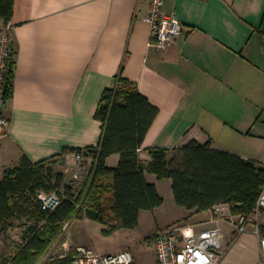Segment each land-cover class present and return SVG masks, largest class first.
<instances>
[{"label": "crops", "instance_id": "1", "mask_svg": "<svg viewBox=\"0 0 264 264\" xmlns=\"http://www.w3.org/2000/svg\"><path fill=\"white\" fill-rule=\"evenodd\" d=\"M148 11V0H14L9 22L0 18L13 44L12 89L1 107L9 121L0 137L1 176L23 155L55 161L71 176L73 151L99 146L94 114L118 74L158 108L138 150L144 165L153 147L170 155L197 140L264 166V0H164L163 11L174 12L182 27L167 51L149 44ZM118 161L117 153L106 158L110 167ZM145 178L159 192L161 180L149 172ZM171 194L177 215L160 217L164 224L182 221L195 232L218 226L225 247L218 264H264L253 224L237 232L211 208H183ZM163 204L164 197L151 210ZM257 222L264 232V212Z\"/></svg>", "mask_w": 264, "mask_h": 264}, {"label": "trees", "instance_id": "2", "mask_svg": "<svg viewBox=\"0 0 264 264\" xmlns=\"http://www.w3.org/2000/svg\"><path fill=\"white\" fill-rule=\"evenodd\" d=\"M14 0H0V18L8 23ZM12 89L11 74L5 86V100ZM158 113V108L139 92L135 82L118 74L113 88H106L95 111L102 133L93 176L77 201L66 197L53 211L41 208L36 198L39 190L60 188L64 176L55 171L48 159L36 162L23 155L6 168L0 177V229L13 221L27 222L22 241L12 257L16 264H37L49 246L60 236L64 221L89 217L100 222L109 220V230L133 229L139 214L160 206L163 197L145 172L158 179L171 180L177 205L203 211L220 202L231 204L233 213H250L264 183V166L239 155L211 148L210 142L190 140L170 150L150 149L152 159L144 165L138 159L145 134ZM119 154L115 167L106 164L111 154ZM107 194L110 203L107 206ZM54 264H70L69 258Z\"/></svg>", "mask_w": 264, "mask_h": 264}, {"label": "built area", "instance_id": "3", "mask_svg": "<svg viewBox=\"0 0 264 264\" xmlns=\"http://www.w3.org/2000/svg\"><path fill=\"white\" fill-rule=\"evenodd\" d=\"M149 11L144 20L149 25V44L159 51H167L182 33V27L174 12L163 11L164 0H148ZM261 44L264 49V17L260 25ZM13 44L10 26L7 24L0 30V137L5 135L8 118L1 111L5 102V86L11 73ZM99 147L80 148L73 151L77 167L67 181L63 180L60 188L52 191L39 190L36 198L41 208L46 211L55 210L66 197L65 188L70 189V198L76 201L75 207L81 209L78 197L90 182L96 165ZM216 221L230 223L237 232L245 231L253 224L259 235L260 253L264 260V232L260 230L257 219L264 212V183L254 209L250 213H233L231 204L220 202L211 207ZM76 218L66 220L62 224L60 236L49 252V259L69 258L70 264H134L133 256L128 249L116 252L101 253L92 247L77 243L73 236V224ZM186 223L172 224L159 230L153 238L155 252L154 264H218L225 247L222 233L218 226L202 229L198 232H187ZM4 264H16L9 260Z\"/></svg>", "mask_w": 264, "mask_h": 264}, {"label": "rangeland", "instance_id": "4", "mask_svg": "<svg viewBox=\"0 0 264 264\" xmlns=\"http://www.w3.org/2000/svg\"><path fill=\"white\" fill-rule=\"evenodd\" d=\"M49 164L52 165L55 171H58L55 161L49 162ZM69 177L70 175H66L64 181H67ZM170 183L171 180L165 178L161 179L158 184L160 195L164 197L163 210L161 209L159 212L151 209L142 210L139 223L135 228L109 230V220L100 222L89 217L77 218L79 213L77 212L74 216L76 219L73 224V236L79 243L92 247L101 253L128 249L133 256L134 264H153L155 262L154 235L166 226L183 223L182 221H175L166 225L164 221L160 220V217L172 219L177 215L172 208V203H174L172 202V196L171 201L168 199V193L172 195ZM109 203L110 198L107 195L105 204L108 206ZM26 225L27 222L24 221H13L11 227L0 229V264L13 260L12 257L22 241ZM187 232L194 233L195 231L188 228ZM57 240L58 238L49 246L47 252L37 264H54L55 261L49 259V252Z\"/></svg>", "mask_w": 264, "mask_h": 264}]
</instances>
